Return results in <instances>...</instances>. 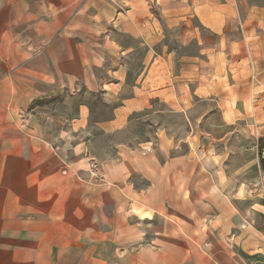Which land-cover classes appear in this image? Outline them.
I'll list each match as a JSON object with an SVG mask.
<instances>
[{"label": "crops", "instance_id": "1", "mask_svg": "<svg viewBox=\"0 0 264 264\" xmlns=\"http://www.w3.org/2000/svg\"><path fill=\"white\" fill-rule=\"evenodd\" d=\"M252 125L264 0H0V264H264Z\"/></svg>", "mask_w": 264, "mask_h": 264}, {"label": "rangeland", "instance_id": "2", "mask_svg": "<svg viewBox=\"0 0 264 264\" xmlns=\"http://www.w3.org/2000/svg\"><path fill=\"white\" fill-rule=\"evenodd\" d=\"M62 98L59 97L58 102L61 103ZM57 104V102H55ZM51 104H48L46 107H43L40 111V114L46 118L49 115H52L51 111ZM57 114V112H55ZM61 116V113H60ZM218 117H213V120H217ZM59 130L61 127H53V130ZM213 130V138H221L225 132H229L232 129L230 128H220L216 129L212 127H206V131L211 132ZM240 131H236L235 134L230 135L226 141L221 143L222 147H231L234 152L238 154V156L234 157V164L237 166L242 163L243 159L248 157L250 158H258L264 161V128H256V126L252 125L250 128L251 132L245 130L243 131L242 128L239 129ZM262 167V164H261ZM263 169V168H262ZM264 172V169H263ZM258 173V172H257ZM259 175V174H258ZM255 175L253 174L252 177Z\"/></svg>", "mask_w": 264, "mask_h": 264}, {"label": "trees", "instance_id": "3", "mask_svg": "<svg viewBox=\"0 0 264 264\" xmlns=\"http://www.w3.org/2000/svg\"><path fill=\"white\" fill-rule=\"evenodd\" d=\"M262 168L264 169V161L261 160Z\"/></svg>", "mask_w": 264, "mask_h": 264}, {"label": "built area", "instance_id": "4", "mask_svg": "<svg viewBox=\"0 0 264 264\" xmlns=\"http://www.w3.org/2000/svg\"><path fill=\"white\" fill-rule=\"evenodd\" d=\"M220 1H224V0H220Z\"/></svg>", "mask_w": 264, "mask_h": 264}]
</instances>
